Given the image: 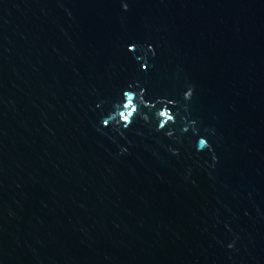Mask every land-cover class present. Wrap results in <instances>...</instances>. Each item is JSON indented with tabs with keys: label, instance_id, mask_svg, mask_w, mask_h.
Instances as JSON below:
<instances>
[{
	"label": "water",
	"instance_id": "water-1",
	"mask_svg": "<svg viewBox=\"0 0 264 264\" xmlns=\"http://www.w3.org/2000/svg\"><path fill=\"white\" fill-rule=\"evenodd\" d=\"M123 2L0 0V264H264V0Z\"/></svg>",
	"mask_w": 264,
	"mask_h": 264
},
{
	"label": "clouds",
	"instance_id": "clouds-1",
	"mask_svg": "<svg viewBox=\"0 0 264 264\" xmlns=\"http://www.w3.org/2000/svg\"><path fill=\"white\" fill-rule=\"evenodd\" d=\"M122 10L128 11V4L123 2L122 0ZM140 51L143 53V56L137 57V59H145L147 58L148 54L155 56V50L152 45H148L145 48L142 45H131L129 46V51ZM147 64L142 65V69L146 70ZM133 85H129L128 89L123 91V102L122 104H117L115 106V111L110 113L109 116L102 119V126L108 127L110 124L115 127L116 131H120L121 126L123 128H128L132 125L133 121L136 117H140L146 123H151L149 116L146 113L141 112V106L153 109L156 107V104H160L161 107L157 109L154 113V119L157 121L156 131H164L168 129L165 135L169 139L175 140L176 143H182L181 137L175 135V130L170 127L176 123V116L179 115L178 112H173L172 107H175L176 102L166 100L165 98H157L155 102L147 101L144 99L146 90L143 87L139 86V83L135 85V87L139 88V91H134ZM195 92L194 85L189 84L186 88V91L183 93V99L187 101H191ZM171 105L172 107H170ZM184 110H188V105H184ZM191 130L194 135H198L197 140V150L198 151H209L214 152V149L209 142L207 136H199V129L197 127V122L195 120L187 122L185 127L181 129V132H186ZM206 132L214 135L215 129H205ZM169 151L172 152L173 155H179V150L177 148H173L169 146ZM127 153V148L121 147L120 154L124 155ZM217 158L213 155V166ZM238 239V237H237ZM236 240L234 239L231 241L227 247L229 249L235 248Z\"/></svg>",
	"mask_w": 264,
	"mask_h": 264
}]
</instances>
